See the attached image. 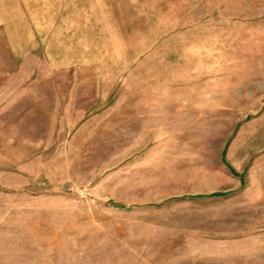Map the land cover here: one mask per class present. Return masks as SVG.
I'll list each match as a JSON object with an SVG mask.
<instances>
[{
    "label": "rangeland",
    "instance_id": "obj_1",
    "mask_svg": "<svg viewBox=\"0 0 264 264\" xmlns=\"http://www.w3.org/2000/svg\"><path fill=\"white\" fill-rule=\"evenodd\" d=\"M0 264H264V0H0Z\"/></svg>",
    "mask_w": 264,
    "mask_h": 264
}]
</instances>
